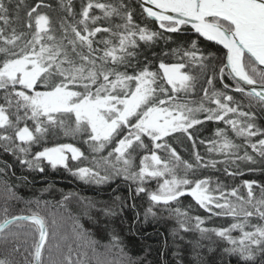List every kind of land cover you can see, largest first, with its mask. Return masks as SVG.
<instances>
[{
    "label": "snow or ice",
    "instance_id": "obj_1",
    "mask_svg": "<svg viewBox=\"0 0 264 264\" xmlns=\"http://www.w3.org/2000/svg\"><path fill=\"white\" fill-rule=\"evenodd\" d=\"M62 6L72 20L60 18L59 38L54 35L52 17L40 10L51 7L42 0L27 9L26 19L17 13L19 26L27 31L17 32L14 27L11 35L6 36L0 28V92H3L0 148L29 169L44 172L46 162L54 170H68L85 183L102 185L123 178L136 185L137 195L146 193L154 205H163L178 218L182 217L179 224L184 232L193 230L188 223L195 219V230L201 239H210L208 234L213 233L227 241L231 247H224V254L238 257L243 264L264 261V225L253 224L250 219L264 221V187L257 198L253 191L255 181L246 180L247 197H244L238 188L226 193L219 184L213 188L209 179L197 175L201 168H216L218 163L225 164L228 176L242 175L229 170L228 165L237 161L255 163L254 158L246 151L241 155V145L225 129H217L219 139L209 141L211 146L207 149L224 160L205 162L199 152L193 153L194 161L183 159L166 139H180L175 135L180 133L195 148L201 130L198 126L205 121H222L236 137L244 138L253 152L264 157V138L255 143L251 139L264 137L255 114L242 111L234 96L215 88L203 89L199 103L177 98L179 92L194 90L197 79L184 71L188 66L184 58L204 66L205 57L198 54L197 40L189 41L190 49L172 50L182 62L160 60L157 71L151 70L147 55L143 61L139 59L138 51L142 45L172 39L166 34H187L190 29L198 38L226 49L223 66L219 68L221 81L227 70V76L235 81L232 90L264 109V0H140L142 13L162 31L135 24L133 13L123 0L116 3L87 0L79 14L73 12L71 0ZM93 9L102 15L93 14ZM8 13L9 8L0 0V20L4 25L10 23ZM101 20L109 21L108 26L98 24ZM100 33H106L107 37L97 38ZM206 83L213 85V79L208 78ZM224 88L229 85L224 84ZM203 101L215 107H208ZM57 130L65 137H79L88 145L91 159L72 143L33 151L34 145H40ZM154 149H163L169 158H162ZM84 160H88V166H82ZM70 161L81 163L73 167ZM9 167L5 164L0 173L7 174ZM149 179L157 181L155 191L146 186ZM184 196H190L210 216L231 217L238 222L224 228L202 227L204 220L200 216L190 217L179 207ZM147 211L156 215L152 207ZM106 214L115 212L108 210ZM21 222L35 226L39 238L31 254L36 264H44L42 255L50 242L44 217L37 213L5 217L0 222V234H4L5 240L10 234L17 235L8 230L13 225L19 227ZM52 224L55 226L56 221ZM237 229L241 232L239 239L230 235ZM196 246H200L199 242ZM53 247L59 249L60 244L57 242ZM52 259L49 249L48 260ZM216 259L213 258L212 264ZM197 260L198 264H204L199 253ZM0 264L6 261L0 260Z\"/></svg>",
    "mask_w": 264,
    "mask_h": 264
},
{
    "label": "trees",
    "instance_id": "obj_2",
    "mask_svg": "<svg viewBox=\"0 0 264 264\" xmlns=\"http://www.w3.org/2000/svg\"><path fill=\"white\" fill-rule=\"evenodd\" d=\"M42 2L51 6L40 10L52 17L54 35L59 38L62 35L59 28L60 18L72 20L62 6L67 5L69 0H42ZM103 2H109V0H103ZM111 2L116 3L119 0H111ZM4 3L9 8L10 23L4 25L0 20V28H3L4 35L8 36L11 35L14 27L17 32L27 31L19 26L16 19L17 13L21 19H26L27 9L41 3V0H24L22 4L20 0H4ZM86 3L87 0H71L73 12L79 14L82 5ZM123 3L133 13L135 24L147 27L149 30L162 31L155 22L146 18L137 0H123ZM93 14L102 15L98 9H93ZM113 19L117 23L120 22L116 18ZM98 24L108 26L109 21L101 20ZM166 35L171 36L172 39L162 38L153 45H142L138 49L141 53L139 59L143 61L147 55L152 71L158 70L160 60L166 63L182 62L179 55L173 54L172 50L190 49V40H197L198 54L205 57L203 67L199 64H192L188 58H184L183 62L188 65L184 71L194 75L197 79L194 90L176 94L179 100L199 103L203 99L205 88L209 91L213 88L224 91L234 96L241 105L242 111L253 112L257 127L264 130V109L255 101L250 102L246 95L232 90L235 87V81L227 76V71L221 81L219 68L223 66L225 50L220 45L206 41L202 37L198 38V34L190 29L187 34ZM101 37H107V34H98L97 38ZM135 63L136 61L133 60L134 66ZM128 71L131 72V69ZM208 78L213 79V85L206 83ZM224 84H228L229 88L225 89ZM168 87L170 89V86ZM203 102L208 107H215L209 101ZM2 103L3 92H0V104ZM201 118L203 119V115ZM28 123L31 127V122ZM198 127L201 130L197 134L195 148L192 142L180 133L175 134L180 139L173 140L172 137L166 139L183 159L194 161L193 153L199 152L205 162L210 159L224 160L223 156L209 153L207 149L211 146L209 141L219 139L216 136L217 129H225L229 137L241 145L240 154L243 155L246 151L254 158L255 163L237 161L236 164L228 165L229 170L242 172V175L228 176L224 171L225 164L223 163H218L216 168H201L197 175L200 179H209L213 188L219 184L226 193L234 187L238 188L240 195L244 197H247L244 181H255L253 191L259 198L261 187H264V157L253 152L245 143L244 138L236 137L230 126L222 121H205ZM261 138L264 137L257 136L251 139L255 143ZM201 140L205 143L201 144ZM61 143H72L91 159L92 154L87 144L83 143L79 137L76 139L65 137L58 130L54 135H49L40 145H34L33 151ZM154 150L162 158H169V154L163 149ZM80 163V161H70V166L74 167ZM5 164L11 167L7 169V174L0 173V222L5 217L9 218L14 215L37 213L44 217L50 233V242L46 244L42 255L44 264H69V261L71 264H117V262L120 264H198L197 253L204 264H212L214 257H217L215 264H243L238 257L223 253L224 247H231L227 241L213 233L208 234L210 239H201V234L195 230V219H191L188 223V227L193 230L184 232L179 224V219H183L182 217L178 218L163 205H154L146 193L137 195L136 185L130 181H124L123 178H117L102 185L85 183L68 170L64 168L54 170L46 162L43 164L44 172L29 169L0 148V168H3ZM82 166H88V160H84ZM146 186L151 191L156 190L158 184L156 180L149 179ZM176 206L174 203L173 207ZM149 207H152L156 215L148 213ZM179 207L182 211H187L190 217L200 216L204 220L202 227L224 228L230 227L233 222H238L231 217L210 216V213L200 208L190 196L181 197ZM108 210L114 211L115 215L106 214ZM250 219L253 224L264 225V221H259L255 217ZM53 220L56 221L55 226L52 224ZM245 230L254 229L246 228ZM8 232L17 235L10 234L5 240L4 234H0V260L6 261V264H34V256L31 253H34L33 244L39 238L35 226L31 222H21L19 227L13 225ZM77 233H81V236ZM230 235L239 239L241 232L238 229L233 230ZM57 242L60 244L59 249L53 247ZM197 242L200 244L199 247L196 246ZM49 249L53 257L51 262L48 260ZM260 264H264V261H260Z\"/></svg>",
    "mask_w": 264,
    "mask_h": 264
},
{
    "label": "water",
    "instance_id": "obj_3",
    "mask_svg": "<svg viewBox=\"0 0 264 264\" xmlns=\"http://www.w3.org/2000/svg\"><path fill=\"white\" fill-rule=\"evenodd\" d=\"M137 2H138V4L140 3V0H137ZM158 27H159V25L158 24H156ZM222 48H223V46L222 45H220ZM225 50V53H226V49H224ZM227 71V70H226ZM32 215V214H31ZM31 215H23V216H31ZM14 216H21V215H14ZM13 216H11V217H9V219L10 218H12ZM34 264H36V262H35V260H34Z\"/></svg>",
    "mask_w": 264,
    "mask_h": 264
},
{
    "label": "rangeland",
    "instance_id": "obj_4",
    "mask_svg": "<svg viewBox=\"0 0 264 264\" xmlns=\"http://www.w3.org/2000/svg\"><path fill=\"white\" fill-rule=\"evenodd\" d=\"M54 146H56V145H54ZM54 146H51V147H54ZM70 155V154H69ZM151 191H155V190H151Z\"/></svg>",
    "mask_w": 264,
    "mask_h": 264
}]
</instances>
